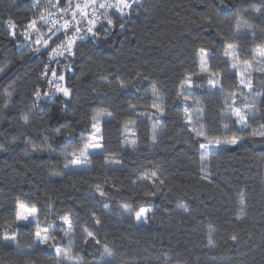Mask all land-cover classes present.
<instances>
[{
    "label": "trees",
    "instance_id": "16d2710c",
    "mask_svg": "<svg viewBox=\"0 0 264 264\" xmlns=\"http://www.w3.org/2000/svg\"><path fill=\"white\" fill-rule=\"evenodd\" d=\"M31 1L0 0V264H61L54 247L36 243L34 224L12 223L18 199L36 204L43 225L54 222L51 243L66 245L70 238L80 264H264V137L251 135L264 126V72L252 70L254 110L243 107L249 120L241 132L225 115L239 82L223 55L234 43L240 61L260 67L252 50L264 45V0H138L127 15L115 16L114 26L97 24L95 35L74 44L73 55L55 67L70 95L54 92L51 99L44 95L47 81L39 79L43 51L16 31L13 36L6 23L24 25ZM200 49L222 77V90L194 77L202 85L192 97L202 106L204 131L243 136L203 159L177 95L180 82L199 72ZM102 110L113 114L101 120L104 148L90 156L88 168H65ZM128 122L135 123V150L123 145ZM107 157L119 165L107 166ZM152 170L159 174L155 183L138 179ZM123 204L133 214L120 211ZM140 206L149 213L138 224ZM64 215L72 219L71 236L61 230ZM9 224L16 246L3 239Z\"/></svg>",
    "mask_w": 264,
    "mask_h": 264
},
{
    "label": "snow or ice",
    "instance_id": "6c2138e0",
    "mask_svg": "<svg viewBox=\"0 0 264 264\" xmlns=\"http://www.w3.org/2000/svg\"><path fill=\"white\" fill-rule=\"evenodd\" d=\"M39 0H37V3ZM61 0H56L55 4H52V0H49V4L52 7H57L59 13H63V16H60L59 18H56L55 13L49 12L47 16H45L43 13L40 14L39 19L44 22L45 25H48V33L50 35L47 36V38H44L43 35H38L35 39L34 43L39 45L43 44L45 48H48L50 45V42L54 43L52 40L53 36H56L57 33H63V35L66 38L65 41H61L60 44H57L56 47L51 48V53L53 54L51 56V60L55 61L56 56H63L65 53H68L69 55L73 54L72 47L76 43L77 39H83L82 36L79 35L81 33L82 28L80 25L82 22L86 21L89 27H87L86 31L88 33H92L95 35L96 33L93 31V29L96 26V23L100 16H103L106 20L107 24L109 26H114V20L110 18L109 11L112 10V14L116 15L118 14L119 17H123L128 14V10L132 9L133 4L137 2V0H83V2H77L75 6H72V0H68V4L66 7L60 8L58 7ZM221 3H223V0H221ZM89 9H91V13L89 12ZM100 10H103L102 12ZM69 11L71 12V18L65 19L64 16H67ZM99 12V15L97 13ZM79 16V18H78ZM62 21V22H61ZM7 25L10 29H12V35L15 36V22L11 19L7 20ZM244 26L247 25V21H243ZM241 25V21H237V29L239 31ZM124 25L120 24V28L123 29ZM27 29L32 30L33 32L39 33V29L37 28V20L33 19L31 22L27 25ZM72 31L73 35L71 37L68 36V32ZM107 31V29H105ZM25 39L30 38L31 33L29 31H25L23 33ZM40 49L37 48L36 51H39ZM253 52V59L256 57H259L260 59L257 61V64L260 65V67L252 68V63L250 61L245 60L244 65L245 71L247 69L252 68L253 71H260L264 72V45H257L256 48L252 50ZM224 57H231L232 60H236L240 55V50L238 49V45L234 43H227L224 52ZM208 56L209 54L205 52L204 49H200V63H199V72H193L191 75L185 77L180 82V89L181 91L177 93L178 96L183 95V99L185 102H187L189 99H191L192 91L195 88L201 87V83H199L197 80L194 79V77L201 76L202 74L207 77V84L213 88L216 89L217 87H220L222 90V77L221 79L216 78V73L210 70V66L208 64ZM227 63V61H225ZM232 68H237V65L235 63H232ZM49 73L51 74L52 79H49L47 82L49 85L54 87L55 93H62L63 96L68 97L70 95V89L66 86H63L60 81L65 80L64 75H57V70L55 68H50L48 65H45V70L41 74L44 78H47ZM242 77H245V73L241 72L238 73ZM240 84L243 87H246L248 89H251L252 83L250 78V73L247 77L242 78L240 80ZM155 93V89H153ZM45 96H49L50 93H44ZM34 96L39 98L41 96V91L37 87V89L34 92ZM195 103L199 104V101H195ZM7 106V105H6ZM250 104L245 103L244 108L250 107ZM153 107L157 109V111H160L159 107L156 104H153ZM187 107V106H186ZM229 108V112L226 114L229 119L235 118L232 120L234 124H237L240 126V131L243 132L245 129L248 128V120L249 116L245 111L242 110L241 107L236 106L235 98H233L232 104L227 105ZM203 109H197V112H202ZM113 114L107 110H102L97 113L96 116L93 117V123L91 125L92 132L88 135L87 138H83V146L79 149V154H77L76 151H73L71 155V159L67 160L64 167L68 168L69 166L73 167H87L90 163V155L91 151L101 150L104 148L103 143V133L102 129L99 124V117L100 116H106L111 117ZM24 122L28 123L29 117L28 115H24L23 117ZM227 127V125H225ZM203 126H201V130H197L193 128L192 130L195 132L196 137H202V141L199 143V148L202 150H209L213 147H219L221 144H231V145H237L243 140V136L237 137L235 134L232 136L231 139H220L219 137H210L205 131L202 130ZM155 127L153 128V140H155ZM59 134V131L58 133ZM71 135V134H70ZM252 136L259 135L261 137H264V126H261L259 131H252ZM126 144L135 145L136 141L131 140L125 141ZM91 150V151H90ZM204 158L202 154V159ZM114 163H119V161H113ZM206 178V177H205ZM139 180H148L155 183L156 180L159 179L158 170H152L151 172H144L141 173V175L138 177ZM163 181H161L162 183ZM135 183V181H133ZM96 191L99 192L100 196H105L106 193L101 188L100 185H96ZM154 193H146L145 195H153ZM243 203V201H241ZM122 207L129 212V214H133V209L128 205L124 204ZM149 209H147L144 206H140L138 210L134 211V217L137 221H141L142 219L146 222L147 220V212ZM14 220L13 224L19 226L20 224H34L35 226V232L34 236L38 243L49 245L50 247H55L54 243H51L52 241H55L56 237L54 235L50 234V229L53 231L55 230L53 228V221H48L45 226H42V222L40 220V212L37 208L35 203H27L24 200L18 199L16 201L15 205V213H14ZM239 218V217H238ZM60 221L62 225H66V228H62L64 236H69L74 231V226L72 219L68 215H64L60 217ZM96 223L99 224L100 221L96 220ZM9 228L12 227V224L8 225ZM86 231L87 237H91L93 240H95V236L92 232ZM213 229L210 226L209 230V243L211 244V232ZM4 240H15V235H9L7 232H5ZM232 239L235 240L236 237L232 236ZM87 242V240H85ZM96 243H99L97 240ZM105 253L108 256H111L112 253L105 248ZM61 250L57 248V254L59 255ZM64 257L66 259H72V257L69 254V250H65Z\"/></svg>",
    "mask_w": 264,
    "mask_h": 264
},
{
    "label": "rangeland",
    "instance_id": "374dc122",
    "mask_svg": "<svg viewBox=\"0 0 264 264\" xmlns=\"http://www.w3.org/2000/svg\"><path fill=\"white\" fill-rule=\"evenodd\" d=\"M257 58H258V60L260 59L259 57H257ZM226 59L228 60V62L230 64L231 70L234 73H236V75L238 77L239 84H238V90H237V92H235V94H231V95L228 94V96H227L225 115L229 112V108L227 107V105L232 104L233 98H235L236 106L241 107L243 111H244V108L243 107H244V104L245 103L251 105V103L255 101L254 95L251 94V89H248L246 87H243L240 84V80L242 78L247 77L249 73H250V77H251L253 65H252V68H249V69H247V71H245V67L246 66L244 65V62L243 61H240L238 58L236 60H232L231 57H226ZM199 63H200V56H199ZM232 63H235L237 65V68L233 69L232 68ZM4 71H5V69L1 70L0 71V75ZM241 72H244L245 73V77H242L241 75L238 74V73H241ZM202 77L204 78V80L207 83V77L204 76L203 74H202ZM216 78L217 79H220V77L218 75H216ZM208 87L210 89H212V90H215V89L211 88L209 85H208ZM216 89H220V87H217ZM180 91H181V89L179 88V92ZM195 101H198V100H196L194 97L191 96V99H189L187 102L184 103L185 107L187 106L186 107V118H187V122H188V125H189V127H190L191 130L193 128H195L197 130H201V126H203L202 125V122H201L202 112H199L198 113L197 112V109H202V106H201L200 102H199V104H197V103H195ZM250 109H251V111L254 110L252 106L249 107V110ZM102 118H104V116H100L98 118L99 119L100 127H101V120H102ZM155 129H156V132L155 133H157V131L159 129V126L157 124L155 125ZM202 130L204 131V128H202ZM194 134H195V132H194ZM123 136H124L123 137V145H124V148L131 149V150H135L136 143H135V145H131V144H126L125 143L126 140H128V141L135 140L136 141L135 123L134 122H128V123H126L124 125ZM198 138L202 141V137H198ZM220 139L224 140V139H231V138H220ZM224 146H231V144H221L219 147H224ZM219 147H213L211 149H215V148H219ZM211 149H209V150H202L201 149L202 152H203V156H206V154L208 153V151H210ZM101 150H96V151H91L90 150L91 151V155L92 154H96V153H100ZM113 161H119V160L116 157H107L106 158L107 166H109V167H116L117 165H119V163H114ZM89 166H90V164L87 167H73V166H69L67 169H84V168H88ZM204 171H205V169H204ZM205 173H206V171H205ZM123 205H121L119 207L120 211L125 212V213H129V212H127L124 209V207H122ZM148 213H149V211L147 212V218H148ZM136 223H138V224L139 223H145V221L143 219L141 221H137L136 220ZM42 226H45V225L42 224ZM15 231H16V229L14 227H11V228H7L5 232H7L9 235H15V237H16V232ZM50 234H51V231H50ZM69 236H71V234ZM69 239L70 238H67L66 245H62L61 246V245H56L55 244L54 249H55L57 258L59 259V262L61 264H80V262H81L80 259L78 257L74 256L72 254L71 250H70ZM4 241L8 245H15V246L17 245L16 239L15 240H4ZM36 243L37 244H40L37 241H36ZM57 248H59L61 250V252H60L59 255L57 254ZM65 250H69V254L72 257V259H66L64 257L63 254H64Z\"/></svg>",
    "mask_w": 264,
    "mask_h": 264
},
{
    "label": "built area",
    "instance_id": "2783aa9c",
    "mask_svg": "<svg viewBox=\"0 0 264 264\" xmlns=\"http://www.w3.org/2000/svg\"><path fill=\"white\" fill-rule=\"evenodd\" d=\"M138 1V0H137ZM77 2H83V0H72V6L74 7L75 4ZM56 0H52V4H55ZM68 4V0H61L60 4L58 7L63 8L66 7ZM136 4V3H135ZM133 4V6L135 5ZM31 15L28 18V21L22 25L21 27H15V31L17 32V35L20 36L25 42L29 43L31 46L35 47V49L39 48V51H43L44 53V58H43V67L41 69V74L44 72L45 70V65H48L50 68H55L63 59L70 57L72 55H69L68 53H65L63 56H56L55 61L51 60V56L53 55L51 53V48L56 47L57 44H60L61 41H65L66 42V38L63 35V33H57L56 36H53L52 40L54 41V43L50 42V45L48 48H45L43 46V44H35L34 41L37 38L38 35H43L44 38H47L48 35H50V33H48V25H45L44 22L42 20L39 19V16L41 13H43L45 16L48 15L49 12L51 13H55L56 14V18H59L60 16H63V13H59L58 12V8L57 7H52L49 4V0H39V2L37 3V0H32L31 4ZM101 12L103 10H100ZM89 12L91 13V9H89ZM97 15H99V12L97 13ZM109 16L110 18H112L114 20L113 14H112V10L109 11ZM65 19H70L71 18V12L69 11L67 16H64ZM79 18V16H78ZM36 19L37 20V28L40 30L39 33L37 32H33L30 29H27V25L31 22V20ZM62 22V21H61ZM107 24L106 20L104 19L103 16H100V18L98 19L97 24ZM109 26V25H108ZM80 27L82 28L81 33H79L80 36L83 37V39L89 38L92 33H88L86 31L87 27H89V25L87 24L86 21L82 22V24L80 25ZM96 27V26H95ZM95 29V28H94ZM93 29V31H94ZM25 31H29L31 33L30 38L25 39L23 33ZM73 35L72 31L68 32V36L71 37ZM82 39H77L76 42H79ZM72 51H74V45L72 47ZM40 74L39 79L42 82L48 81L49 79H52L51 75L49 74L47 78H44L42 75ZM47 87H48V93H50L48 97V99H51L53 97V93H54V87L49 85L47 82Z\"/></svg>",
    "mask_w": 264,
    "mask_h": 264
},
{
    "label": "bare ground",
    "instance_id": "6f19581e",
    "mask_svg": "<svg viewBox=\"0 0 264 264\" xmlns=\"http://www.w3.org/2000/svg\"><path fill=\"white\" fill-rule=\"evenodd\" d=\"M116 15H118V14H116ZM116 15H113V17L115 18Z\"/></svg>",
    "mask_w": 264,
    "mask_h": 264
}]
</instances>
